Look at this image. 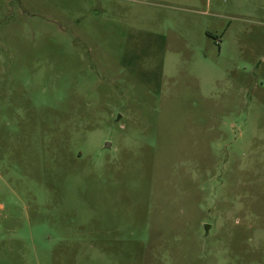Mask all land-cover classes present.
I'll list each match as a JSON object with an SVG mask.
<instances>
[{"label":"rangeland","instance_id":"obj_1","mask_svg":"<svg viewBox=\"0 0 264 264\" xmlns=\"http://www.w3.org/2000/svg\"><path fill=\"white\" fill-rule=\"evenodd\" d=\"M0 264H264V0H0Z\"/></svg>","mask_w":264,"mask_h":264},{"label":"water","instance_id":"obj_2","mask_svg":"<svg viewBox=\"0 0 264 264\" xmlns=\"http://www.w3.org/2000/svg\"><path fill=\"white\" fill-rule=\"evenodd\" d=\"M108 146H109V144H108V143H106V144H105V148H107Z\"/></svg>","mask_w":264,"mask_h":264}]
</instances>
